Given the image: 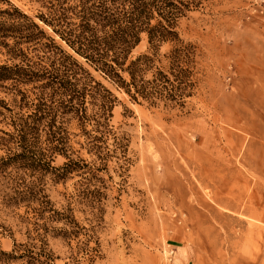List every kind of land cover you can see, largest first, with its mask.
<instances>
[{
	"label": "rangeland",
	"instance_id": "374dc122",
	"mask_svg": "<svg viewBox=\"0 0 264 264\" xmlns=\"http://www.w3.org/2000/svg\"><path fill=\"white\" fill-rule=\"evenodd\" d=\"M7 1L73 55L115 105L101 149L92 146L90 134H101L91 124H65L67 157L56 153L51 165L71 160L76 170L63 179L49 173L41 187L75 223L49 222L47 245L36 238L33 223L43 221L33 210L7 204L14 190L0 174V264H42V248L52 264H264V0H195L200 7L177 29L193 52L183 106L133 100L38 19L45 10L37 0ZM7 6L0 0V9ZM148 47L144 36L133 55ZM173 47L162 45L157 67L168 69ZM0 64L14 63L0 53ZM31 88L21 87L34 99ZM16 98L0 88V100L22 112ZM1 121L0 130L12 129Z\"/></svg>",
	"mask_w": 264,
	"mask_h": 264
},
{
	"label": "trees",
	"instance_id": "16d2710c",
	"mask_svg": "<svg viewBox=\"0 0 264 264\" xmlns=\"http://www.w3.org/2000/svg\"><path fill=\"white\" fill-rule=\"evenodd\" d=\"M0 9V53L13 65L0 64V88L11 91L22 112L14 113L0 100V118L10 131L0 130V174L6 176L14 194L10 205L27 204L33 210L36 238L44 245L49 222L74 224L67 212H59L44 195L42 181L51 173L59 179L75 171L70 160L61 168L52 167L56 153L67 157L65 124L76 121L85 130L91 124L101 136L91 135L94 149L97 142L111 133L109 121L115 97L71 54L59 47L55 39L38 22L7 0ZM45 12L38 19L81 57L96 72L123 89L133 100L140 98L156 104H185L190 96L193 52L184 45L178 32L179 21L188 12L198 9L195 0H37ZM148 39V51L133 52ZM174 44L165 54L168 69L157 67L162 45ZM177 45H181L177 47ZM18 62V63H15ZM185 64L187 68L181 67ZM151 73L152 79L147 80ZM12 82L10 88L4 84ZM22 86H31L28 90ZM93 112L89 114V107ZM5 111H3V110ZM27 112H23L24 110ZM117 145H122L117 142ZM17 171L16 175L9 173ZM59 173V174H58ZM31 180L29 181L28 178ZM36 204V207H33ZM71 220V221H69ZM63 232V230L59 231ZM64 234H68L67 231ZM21 247V246H20ZM39 256L52 264L53 256L42 248ZM34 255L33 251H30ZM38 255V253H36ZM13 259H18L10 254ZM34 258V257H31Z\"/></svg>",
	"mask_w": 264,
	"mask_h": 264
}]
</instances>
